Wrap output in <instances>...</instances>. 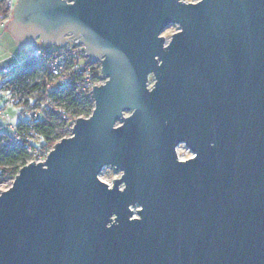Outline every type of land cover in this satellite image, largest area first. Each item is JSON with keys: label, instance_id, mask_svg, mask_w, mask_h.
Listing matches in <instances>:
<instances>
[{"label": "water", "instance_id": "water-1", "mask_svg": "<svg viewBox=\"0 0 264 264\" xmlns=\"http://www.w3.org/2000/svg\"><path fill=\"white\" fill-rule=\"evenodd\" d=\"M12 12L19 51L78 39L104 83L90 116L1 192L0 264H264V0ZM106 166L122 171L112 185Z\"/></svg>", "mask_w": 264, "mask_h": 264}, {"label": "trees", "instance_id": "trees-1", "mask_svg": "<svg viewBox=\"0 0 264 264\" xmlns=\"http://www.w3.org/2000/svg\"><path fill=\"white\" fill-rule=\"evenodd\" d=\"M12 9L9 1L0 0V19L8 21ZM1 74L4 104H15L22 115L12 135L0 124V186L12 184L20 168L32 160L33 151L47 154L57 141L71 135L69 127L79 116L89 117L95 103L91 96L79 95L69 86L48 87L53 79L42 75L40 62L34 57ZM34 105L39 106L40 113L33 116L30 110Z\"/></svg>", "mask_w": 264, "mask_h": 264}, {"label": "built area", "instance_id": "built-area-1", "mask_svg": "<svg viewBox=\"0 0 264 264\" xmlns=\"http://www.w3.org/2000/svg\"><path fill=\"white\" fill-rule=\"evenodd\" d=\"M7 1H9V5L13 7L16 0ZM0 26H7V21L0 19ZM35 45L34 48L28 51V56L37 58L40 62L42 75H48L53 79L51 82L47 83L48 87H55L56 85L69 86L74 88L79 95L92 97L93 86L104 83V80L100 76L102 69L100 60L96 61L87 57L84 49H82L84 44L80 43L78 39H71L62 47L55 45H53L55 46L53 47L44 44L39 45L37 43ZM10 70H12V68L6 71V73ZM30 112L33 116L37 115L40 113L39 106L37 107V105H34ZM17 115L18 117L22 115L20 108L17 109ZM0 118L3 119L7 125L16 128V124L12 121V117L8 113H5L1 104ZM36 160L32 159L30 161ZM11 185H7L6 189ZM2 186L3 185L0 186V194L5 190L2 189Z\"/></svg>", "mask_w": 264, "mask_h": 264}, {"label": "rangeland", "instance_id": "rangeland-1", "mask_svg": "<svg viewBox=\"0 0 264 264\" xmlns=\"http://www.w3.org/2000/svg\"><path fill=\"white\" fill-rule=\"evenodd\" d=\"M184 2H196L198 0H183ZM17 2V0L15 1V3ZM178 30H180V27L178 24H172L169 25L167 27V29H165V31L162 33V35L165 37V39H167L168 41L170 40L171 36L176 33ZM37 44L40 45V42L37 41ZM55 47V46H53ZM0 51H2V53H0V86L3 83V74H1V72L3 71V67L5 66H9L10 67L14 64L15 67H17L19 65V61L20 63L25 60L28 56V51H24V50H18V48L16 47L15 49H9L8 51H6V49H4V47L0 48ZM7 59L5 63L1 62L4 59ZM18 63V64H17ZM153 82V78H151L150 83ZM0 93L2 94L0 96V102L1 103H5V93H3L0 90ZM3 98V99H2ZM5 112L8 113L11 117H12V121L16 124L18 122V115H17V106L13 103H6L5 105ZM129 114V113H127ZM0 124L4 125V129L9 132L11 135L12 133L14 134V130L12 129V127L10 125H7L6 122L1 119ZM72 127V126H71ZM71 127H69V132H71ZM190 153L186 150V149H182L181 153L179 155V158H185L187 157V155H189ZM46 153L44 152H37L36 150L33 151L32 154V159L36 160V159H40V160H45L46 159ZM122 174L121 170H118L116 167L113 166H106L104 167V169L102 170V172L99 174V177L101 178V180L109 183V185L113 184V181L116 178H120ZM7 184H3L2 189H6ZM139 206H136L134 209L135 214L138 210Z\"/></svg>", "mask_w": 264, "mask_h": 264}, {"label": "crops", "instance_id": "crops-1", "mask_svg": "<svg viewBox=\"0 0 264 264\" xmlns=\"http://www.w3.org/2000/svg\"><path fill=\"white\" fill-rule=\"evenodd\" d=\"M1 47H4V49H6V51H8L9 49H15L17 46L15 45V43H14V40H13V38H12V36H11V34H9V33H7V30H6V26L5 27H2V26H0V48ZM0 53H2V51H0ZM28 56V55H27ZM29 57V56H28ZM6 58L4 59V60H2L1 62H3V63H5L6 62ZM21 61V60H20ZM20 61L18 62L19 63V65H20ZM17 63V64H18ZM18 65V66H19ZM13 67H15V65L13 64L11 67H10V65L9 66H5V67H3V71L2 72H6V71H8L10 68H13ZM1 72V73H2ZM2 105H3V103H2ZM4 110H5V104H4ZM18 109V108H17ZM6 113V112H5ZM18 118V117H17Z\"/></svg>", "mask_w": 264, "mask_h": 264}, {"label": "flooded vegetation", "instance_id": "flooded-vegetation-1", "mask_svg": "<svg viewBox=\"0 0 264 264\" xmlns=\"http://www.w3.org/2000/svg\"><path fill=\"white\" fill-rule=\"evenodd\" d=\"M183 148L186 149V150L190 153L189 155H187V157L182 158L183 160H186V159L192 158V157L195 155L194 152H192V151L189 150V148L186 146L185 143H181V144L177 147L178 156L180 155L181 150H182ZM179 159L182 160L181 158H179Z\"/></svg>", "mask_w": 264, "mask_h": 264}]
</instances>
